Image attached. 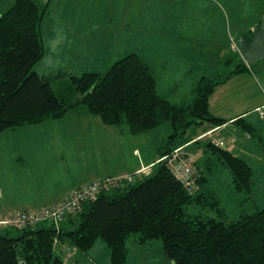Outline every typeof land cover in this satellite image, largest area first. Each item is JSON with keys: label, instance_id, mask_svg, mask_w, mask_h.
I'll use <instances>...</instances> for the list:
<instances>
[{"label": "trees", "instance_id": "16d2710c", "mask_svg": "<svg viewBox=\"0 0 264 264\" xmlns=\"http://www.w3.org/2000/svg\"><path fill=\"white\" fill-rule=\"evenodd\" d=\"M48 8L38 0H15L0 15V132L62 118L83 104L105 124H125L133 134L169 122L173 131L159 148L164 157L185 143L193 126L226 124L211 113L210 97L231 75L252 71L241 58L224 77H202L192 102L173 103L159 93L150 64L132 52L105 72L71 76L77 96L70 98L54 88L61 72L52 76L35 70L45 52L42 23ZM235 124L256 138L255 128L244 118ZM223 142L204 144L205 163L196 169L193 191L162 161L149 175L105 187L62 217L45 215L23 228L0 226V264H96L98 245L110 250L111 264H126L133 235L138 244L161 239L171 264H264V206L252 212L242 209L229 220L208 185L222 165L237 192L252 194L256 187L254 166ZM259 143L263 148L264 139ZM193 204L206 209V215L189 212ZM210 210L216 214H207Z\"/></svg>", "mask_w": 264, "mask_h": 264}, {"label": "rangeland", "instance_id": "374dc122", "mask_svg": "<svg viewBox=\"0 0 264 264\" xmlns=\"http://www.w3.org/2000/svg\"><path fill=\"white\" fill-rule=\"evenodd\" d=\"M38 1L43 5H48L49 8L42 23L45 52L42 59L36 64L35 70L41 75L45 73L52 76L61 72L60 75L63 76L53 81L57 93L75 98L77 94L72 85L71 76L81 75L85 72H105L118 59L124 58L132 52H137L143 57L147 56V62L153 64L150 63L159 80V91L173 103L192 102L195 98L196 85L193 88L195 82L204 76L209 78L224 77L239 64L242 56L239 55V50L237 53L233 49L230 33L234 35V29L237 26H243L249 22L248 13L254 9L256 4L259 8L261 6L264 8V0ZM14 2L15 0H0V15L7 11ZM207 7L211 8L212 19L216 23L212 29L210 28V32L206 31V13L204 11ZM190 22L194 28L184 33L185 26L191 24ZM201 30L206 36H211L209 41L198 39L202 38ZM239 36L240 34L236 37L237 45ZM161 39L163 43L157 45L156 49L153 50L154 41ZM97 46L99 52H95ZM49 60H51V64H49ZM242 60L244 59L242 58ZM250 65L257 71H262L264 60ZM80 109L84 111L86 106L82 105ZM261 119L263 118L261 117ZM77 120L80 122L77 123L76 131H80L81 123L86 124L87 122L82 121L81 118H76L75 125ZM72 123L73 121L68 120V125ZM205 127L206 124L190 128L185 136V143L177 148L178 152L190 160L193 167L202 169L199 165L203 166L205 163L206 148L204 144L206 141L218 140L219 142L226 141L227 147L231 151L247 158L256 171L257 187L252 194L237 192L232 186L228 169L222 165L213 172L208 185L217 192L221 199L224 214L229 220H233L242 213V209L252 212L256 210L257 205L264 206V147L262 148L259 143L252 140V137L240 128H228L214 134L213 137L210 134L206 137V133L201 135ZM10 129L8 131H11ZM46 130L42 124L41 126L27 125V128L21 131L44 132ZM83 130H85L84 135H82L84 138L78 137L69 143L68 147V149L75 150L77 157L81 159V163L76 161L72 165L74 170L77 169L70 177L74 179L78 178V175L81 177L84 175L79 171L80 168L88 170L94 166H92V158L89 152L87 159L83 157L90 143L89 138L92 137L89 136L91 127L83 128ZM172 131L171 124L165 122L155 131L145 133V136H141L135 142L133 139L129 142L124 141L123 147L138 145L140 148V145H143L142 151L151 157L153 148L155 147L156 152H159L162 141L166 140ZM255 137L258 139L257 136ZM9 153L12 154L13 159ZM14 154L8 149L5 157L1 156L0 159V199L20 198L26 193V190L33 189L39 183L40 172L36 171L35 167L23 166L17 162ZM160 159H158L153 171L160 162L165 161ZM7 160L11 163H7ZM166 163L174 171L173 165L170 162ZM115 165L114 163L113 169H117ZM110 169L108 168V170ZM142 169L144 171L139 172ZM142 169L117 177L124 178L134 174L133 180L126 179V181L131 182L151 173V166ZM58 174V176L62 175L59 172ZM33 177L37 179L36 183L33 181ZM88 184L90 182L80 187ZM80 187L73 189L61 201L67 199ZM51 205H40L32 208L39 209ZM25 208L27 207L18 206L15 211L6 213L3 217L0 216V226L7 227V220L12 218L17 211ZM190 211L202 212L206 215V209H202L197 204H193L189 209ZM207 214L215 215L216 213L210 210ZM61 248L62 246H59L58 249ZM100 248L101 246L98 245L94 252L96 258L99 259L96 264H111L110 250L106 252L105 248ZM127 248L128 259L126 264H171L166 257L161 239H155L147 244H138L135 242V235H133L128 239Z\"/></svg>", "mask_w": 264, "mask_h": 264}, {"label": "crops", "instance_id": "0c3cea01", "mask_svg": "<svg viewBox=\"0 0 264 264\" xmlns=\"http://www.w3.org/2000/svg\"><path fill=\"white\" fill-rule=\"evenodd\" d=\"M204 12L206 13V31L210 32V28L212 29L216 23L212 19L211 8L207 7ZM263 12L264 8L262 6L259 8L256 4L254 9L248 13L249 22L243 26H237L234 29L235 36L230 33L231 42L238 41L236 40L238 34L252 32L260 23V17ZM190 23L191 24L185 26V30L182 29L184 33L194 28L192 22ZM173 27L175 29V26ZM201 36L202 38L198 39H203L204 41H209L211 39V36H206L203 30H201ZM161 41L162 39L160 41H154L153 50L156 49L157 45L163 43ZM95 52H99L98 46ZM142 58L147 62V56H142ZM148 63L150 64L151 62L148 61ZM151 64L150 66L155 73L157 89L159 91V80L152 66L153 64ZM198 81L194 83L193 88ZM159 93L161 94L160 91ZM263 103L264 68L262 71H257L252 68V71L249 72L233 74L225 82L217 85L210 97L211 113L217 117L226 119L228 122L217 128L206 124L204 131L200 134L203 135L206 133V137H208L209 134L213 137L214 134H218V132L225 129L239 128L235 124V121L239 118H244L257 132L258 139L252 138V140L259 143L260 138L264 139V120L261 119L258 112V108L263 105ZM82 105L83 104L70 109L62 118L47 120L38 125L30 124L31 126H41L44 124V129H47L44 132L21 131L27 128V125L10 129L12 132L8 131V129L0 132V159L1 156L5 157V153L9 149L13 154L16 152L14 155L17 162H20L23 166L29 165L32 168L35 167L37 169L36 171L40 172L39 183H37L33 189L26 190V193L22 195V197L12 200H10L11 197L0 199L1 217L6 215V213L15 211L18 206L32 209V207L40 205L56 204L73 189L97 178L124 175L125 173L135 172L136 170L149 166H151L150 170L153 172L158 159H160L159 152H156L155 147L152 150L153 154L151 157L142 151L143 145H140V148L138 145L123 147L124 141L129 142L133 139L135 142V140H139L141 136H145V133L133 134L125 124H105L100 116L91 114L87 107L82 111V109H80ZM74 117L75 119L81 118L82 121L87 122L86 124L81 123L82 126L79 128L80 131H76L77 123L80 121L77 120L75 125ZM68 120L73 121V123L68 125ZM88 127H91L89 136L92 137L89 138L90 143L83 157L87 159L89 152L92 158V166H94L88 170L80 168L79 171L84 175L82 177L78 175L79 177L75 179L70 178L77 170L72 168L73 163L76 161L81 163V159L77 157L75 150L68 149L69 143L84 135L85 130H83V128L87 129ZM155 130L156 129H153L149 132ZM82 138H84V136H82ZM213 141L219 143L218 140ZM97 144L101 146L99 147ZM113 148L115 149L114 151ZM10 155L13 159L12 154ZM7 163L10 164L11 162L7 160ZM114 163L117 169H113ZM108 168L111 169L108 170ZM58 172L62 175L58 176ZM36 178L38 179L39 177L37 176ZM37 179L33 177L35 183Z\"/></svg>", "mask_w": 264, "mask_h": 264}, {"label": "built area", "instance_id": "2783aa9c", "mask_svg": "<svg viewBox=\"0 0 264 264\" xmlns=\"http://www.w3.org/2000/svg\"><path fill=\"white\" fill-rule=\"evenodd\" d=\"M233 49L238 51V45L233 41ZM250 65V64H249ZM258 112L264 119V105L258 108ZM220 145H225V142L220 141ZM177 149L175 153L162 157L160 160L170 162L174 167V173L178 179L185 183L191 191L196 188V168L191 165L189 159L182 155ZM144 171L142 169L139 172ZM128 177H108V178H97L90 182V184L76 189L67 199L49 206L34 210H19L15 215L10 218L8 223L23 228L25 225L34 223L35 220L44 217L45 215H52L55 217H62L64 213L76 210L81 206L84 201L96 198L99 191L105 187L117 186L123 183L127 178L133 180L134 174L127 175ZM52 207V208H51Z\"/></svg>", "mask_w": 264, "mask_h": 264}, {"label": "water", "instance_id": "95a60500", "mask_svg": "<svg viewBox=\"0 0 264 264\" xmlns=\"http://www.w3.org/2000/svg\"><path fill=\"white\" fill-rule=\"evenodd\" d=\"M238 47L240 55L248 64L264 60V12L260 23L250 34H240Z\"/></svg>", "mask_w": 264, "mask_h": 264}, {"label": "clouds", "instance_id": "9594fccd", "mask_svg": "<svg viewBox=\"0 0 264 264\" xmlns=\"http://www.w3.org/2000/svg\"><path fill=\"white\" fill-rule=\"evenodd\" d=\"M48 62H49V64H51V60H49Z\"/></svg>", "mask_w": 264, "mask_h": 264}, {"label": "bare ground", "instance_id": "6f19581e", "mask_svg": "<svg viewBox=\"0 0 264 264\" xmlns=\"http://www.w3.org/2000/svg\"><path fill=\"white\" fill-rule=\"evenodd\" d=\"M238 46H239V43H238ZM238 50H239V47H238ZM247 63V62H246ZM248 64V63H247Z\"/></svg>", "mask_w": 264, "mask_h": 264}]
</instances>
